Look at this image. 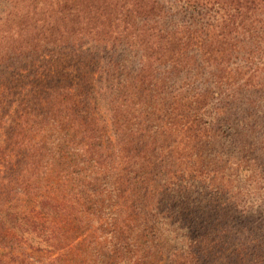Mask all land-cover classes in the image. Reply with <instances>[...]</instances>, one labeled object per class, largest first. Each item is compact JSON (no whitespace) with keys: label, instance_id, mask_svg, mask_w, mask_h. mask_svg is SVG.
I'll use <instances>...</instances> for the list:
<instances>
[{"label":"trees","instance_id":"trees-1","mask_svg":"<svg viewBox=\"0 0 264 264\" xmlns=\"http://www.w3.org/2000/svg\"><path fill=\"white\" fill-rule=\"evenodd\" d=\"M264 264V0H0V264Z\"/></svg>","mask_w":264,"mask_h":264},{"label":"rangeland","instance_id":"rangeland-1","mask_svg":"<svg viewBox=\"0 0 264 264\" xmlns=\"http://www.w3.org/2000/svg\"><path fill=\"white\" fill-rule=\"evenodd\" d=\"M160 264H163V260L160 261Z\"/></svg>","mask_w":264,"mask_h":264}]
</instances>
